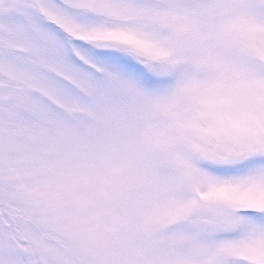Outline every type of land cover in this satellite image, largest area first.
Returning a JSON list of instances; mask_svg holds the SVG:
<instances>
[{
  "label": "snow or ice",
  "instance_id": "1",
  "mask_svg": "<svg viewBox=\"0 0 264 264\" xmlns=\"http://www.w3.org/2000/svg\"><path fill=\"white\" fill-rule=\"evenodd\" d=\"M0 264H264V0H0Z\"/></svg>",
  "mask_w": 264,
  "mask_h": 264
}]
</instances>
